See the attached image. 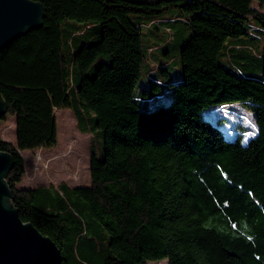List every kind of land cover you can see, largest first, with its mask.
Returning a JSON list of instances; mask_svg holds the SVG:
<instances>
[{
	"label": "trees",
	"instance_id": "16d2710c",
	"mask_svg": "<svg viewBox=\"0 0 264 264\" xmlns=\"http://www.w3.org/2000/svg\"><path fill=\"white\" fill-rule=\"evenodd\" d=\"M33 1L41 26L0 51V122L16 126L0 151L13 159L20 218L62 264H264V14L253 6L264 0ZM176 22L191 34L170 80ZM144 28L166 32L163 61ZM233 104L251 112L255 135L203 114ZM60 108L90 134L89 183L19 188L22 151L56 144Z\"/></svg>",
	"mask_w": 264,
	"mask_h": 264
},
{
	"label": "rangeland",
	"instance_id": "374dc122",
	"mask_svg": "<svg viewBox=\"0 0 264 264\" xmlns=\"http://www.w3.org/2000/svg\"><path fill=\"white\" fill-rule=\"evenodd\" d=\"M253 6L264 14V3L259 5L257 2H254ZM173 11H175V9H173ZM171 15V10H166L161 17H171ZM173 34H175V39L167 46L170 48L171 53L170 63L167 68L170 80H176L181 77L182 69L179 51L181 45L187 41L191 34V30L186 24L176 22L173 26ZM166 35L163 29L158 32V34L154 31V28H144L142 31L143 46H149L151 48L150 50L153 51L151 57L158 62L163 61V46L161 45L166 39ZM159 46H161L160 49ZM150 66L156 67L154 64ZM142 86L148 87L145 71L137 85V90ZM168 97L169 96L166 95L165 98H163L164 100L161 101H165ZM236 112L238 115H236ZM218 113H221L228 119L227 124L225 123L226 125H224L226 129L231 128L230 126L235 123L234 120H237L249 126L248 128L251 131L247 134H256L257 127L253 125V116L248 109L238 104H233L223 107V110L218 107L203 112L205 116L209 115L211 117L217 116ZM54 114L57 125V142L51 147H39L22 151L21 154L24 159L25 173L21 182L18 184L19 188L32 189L40 185L56 186L62 182L70 187H77L86 186L89 183L91 157L89 148L90 134L82 133L76 129L75 118L69 109H56L54 110ZM0 134L6 141H11L13 143L16 141L14 117L7 116L5 120L0 122ZM247 138L245 137L244 139L247 140ZM96 145L98 156H101V144L96 142ZM148 264H167V260L164 259Z\"/></svg>",
	"mask_w": 264,
	"mask_h": 264
},
{
	"label": "water",
	"instance_id": "95a60500",
	"mask_svg": "<svg viewBox=\"0 0 264 264\" xmlns=\"http://www.w3.org/2000/svg\"><path fill=\"white\" fill-rule=\"evenodd\" d=\"M43 5L33 0H0V51L20 34L41 26ZM6 113L0 95V117ZM12 156L0 151V264H62L60 250L32 223L24 222L12 204L6 176Z\"/></svg>",
	"mask_w": 264,
	"mask_h": 264
},
{
	"label": "bare ground",
	"instance_id": "6f19581e",
	"mask_svg": "<svg viewBox=\"0 0 264 264\" xmlns=\"http://www.w3.org/2000/svg\"><path fill=\"white\" fill-rule=\"evenodd\" d=\"M227 105H222L219 107V109L223 110V107H226ZM236 115H238V113L236 112Z\"/></svg>",
	"mask_w": 264,
	"mask_h": 264
},
{
	"label": "snow or ice",
	"instance_id": "6c2138e0",
	"mask_svg": "<svg viewBox=\"0 0 264 264\" xmlns=\"http://www.w3.org/2000/svg\"><path fill=\"white\" fill-rule=\"evenodd\" d=\"M255 133H250L249 135H254Z\"/></svg>",
	"mask_w": 264,
	"mask_h": 264
}]
</instances>
